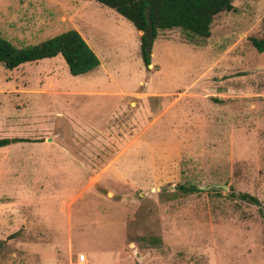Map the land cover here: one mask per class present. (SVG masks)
Listing matches in <instances>:
<instances>
[{
  "label": "rangeland",
  "instance_id": "374dc122",
  "mask_svg": "<svg viewBox=\"0 0 264 264\" xmlns=\"http://www.w3.org/2000/svg\"><path fill=\"white\" fill-rule=\"evenodd\" d=\"M234 4L208 38L160 31L148 70L142 31L98 0H0L17 47L76 28L100 59L0 62V138L29 139L0 147V264H264L240 196L264 207V0Z\"/></svg>",
  "mask_w": 264,
  "mask_h": 264
},
{
  "label": "trees",
  "instance_id": "16d2710c",
  "mask_svg": "<svg viewBox=\"0 0 264 264\" xmlns=\"http://www.w3.org/2000/svg\"><path fill=\"white\" fill-rule=\"evenodd\" d=\"M115 9L133 22L141 35V48L148 70L152 63V48L159 32L166 29L181 28L190 34L210 37L212 24L222 12L236 11L235 0H98ZM263 33L251 36L250 41L259 51H264V16ZM63 55L73 75L84 74L100 64L98 55L93 51L82 34L72 28L36 44L17 47L0 34V62L10 68L43 58ZM22 137H1L0 147L13 143L28 141ZM223 188L211 189L219 192ZM178 190L183 194L201 192L202 189L191 185L179 184ZM174 194H177L176 192ZM241 198L259 206L264 211L261 201L249 192L240 193ZM235 195V193H231Z\"/></svg>",
  "mask_w": 264,
  "mask_h": 264
},
{
  "label": "water",
  "instance_id": "95a60500",
  "mask_svg": "<svg viewBox=\"0 0 264 264\" xmlns=\"http://www.w3.org/2000/svg\"><path fill=\"white\" fill-rule=\"evenodd\" d=\"M142 33H143V31H142ZM212 187H223L224 189H226L228 186L227 185H221V184H215V185H210V186H207V187H204V188H207V189H209V188H212Z\"/></svg>",
  "mask_w": 264,
  "mask_h": 264
},
{
  "label": "built area",
  "instance_id": "2783aa9c",
  "mask_svg": "<svg viewBox=\"0 0 264 264\" xmlns=\"http://www.w3.org/2000/svg\"><path fill=\"white\" fill-rule=\"evenodd\" d=\"M78 259H79V261L80 262H84V261H86V255H85V253H80L79 255H78Z\"/></svg>",
  "mask_w": 264,
  "mask_h": 264
},
{
  "label": "crops",
  "instance_id": "0c3cea01",
  "mask_svg": "<svg viewBox=\"0 0 264 264\" xmlns=\"http://www.w3.org/2000/svg\"><path fill=\"white\" fill-rule=\"evenodd\" d=\"M10 145H12V144H10Z\"/></svg>",
  "mask_w": 264,
  "mask_h": 264
}]
</instances>
